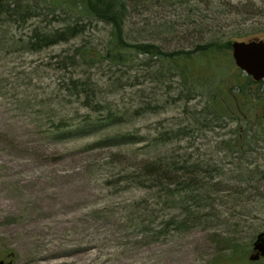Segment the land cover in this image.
<instances>
[{
	"label": "rangeland",
	"instance_id": "1",
	"mask_svg": "<svg viewBox=\"0 0 264 264\" xmlns=\"http://www.w3.org/2000/svg\"><path fill=\"white\" fill-rule=\"evenodd\" d=\"M125 3L126 43L166 55L194 51L205 34L221 44L264 39V0ZM1 4L0 259L226 264L237 250V264H264L249 259L264 231V130L255 121L264 82L259 103L229 90L226 79L245 76L230 49L223 79L197 84L133 47L125 63H111L112 26L83 17L73 0ZM73 27L57 44L27 47L36 30ZM152 155H169L176 170L195 165L199 187L137 178Z\"/></svg>",
	"mask_w": 264,
	"mask_h": 264
},
{
	"label": "trees",
	"instance_id": "2",
	"mask_svg": "<svg viewBox=\"0 0 264 264\" xmlns=\"http://www.w3.org/2000/svg\"><path fill=\"white\" fill-rule=\"evenodd\" d=\"M39 1L41 2L42 0ZM125 1L126 0H73V3L78 6L77 9L83 17L97 18L112 26L110 32L111 39L104 50L105 59L110 60L111 63H125L127 48L133 47L137 51V54L143 53L148 55L151 54L158 58L162 57L171 68L181 71L183 79L187 76V80L191 83L197 84L199 80L201 82H206L207 80L223 79V66L227 63L229 55L228 50L233 40H228L225 44H221L216 39L217 37H211L209 36L210 34L195 36L194 41L197 43L194 44V51H177L174 54L172 53V55H166L157 47L155 52V47H148L143 44L132 46L126 43L124 39L125 34L123 33L125 18L128 12V10H126ZM3 5H0V9ZM30 8L32 9V7ZM25 12L26 13L20 18L28 14V9H25ZM12 16L15 15L13 14ZM74 30L75 27L70 30L58 29L47 30V32L36 30L33 34L34 37L30 38L26 44H28V48H31L30 50L37 51L38 49L59 43V41L68 37L69 34H72ZM95 54L99 55L100 53L95 52L94 55ZM241 76L242 75L232 77L230 80L226 79L225 82H229L227 88L229 90L236 89V93L238 94H243L245 91V96L247 95L249 99L252 97L255 99L257 98V102L259 103L258 93H260V86L262 83H255L249 77ZM230 95H232V101L238 96L235 94ZM149 146L150 149H146L143 153L151 156V148H153L152 141L148 142L147 146L144 148H148ZM152 158L153 161L148 160L149 158L144 159L145 163L138 169L139 177L137 178H147L154 188L157 186L163 190H166L170 185L175 186L179 183L189 184L190 187H199L198 185L200 181H202L201 178L196 174V171L189 169V167L192 168L195 165L176 170L174 165L167 163L171 159L169 155L161 157L157 159V161L154 159V155H152ZM174 179L177 180L173 181ZM191 214L192 211L188 210V216ZM230 243L231 242H229L228 245ZM234 247L236 246L234 245ZM237 257L240 258L239 251L236 250L231 256L225 257V259H228L229 264H237V260L240 262V259Z\"/></svg>",
	"mask_w": 264,
	"mask_h": 264
},
{
	"label": "water",
	"instance_id": "3",
	"mask_svg": "<svg viewBox=\"0 0 264 264\" xmlns=\"http://www.w3.org/2000/svg\"><path fill=\"white\" fill-rule=\"evenodd\" d=\"M231 56L235 66L252 77L254 81L264 79V40L238 41L231 43ZM253 244V251L256 252L251 260H258L264 257V231L258 233Z\"/></svg>",
	"mask_w": 264,
	"mask_h": 264
},
{
	"label": "flooded vegetation",
	"instance_id": "4",
	"mask_svg": "<svg viewBox=\"0 0 264 264\" xmlns=\"http://www.w3.org/2000/svg\"><path fill=\"white\" fill-rule=\"evenodd\" d=\"M256 118H255V121L258 119V121H256L257 123H260V127H263L261 128V132H263L264 130V109H259L258 112L256 113ZM254 126H256V123L253 124ZM258 128H260L259 126H256ZM255 254V253H254ZM11 258L13 257V255L10 256ZM9 258V259H11ZM0 264H7L6 262H4L3 259H0Z\"/></svg>",
	"mask_w": 264,
	"mask_h": 264
}]
</instances>
